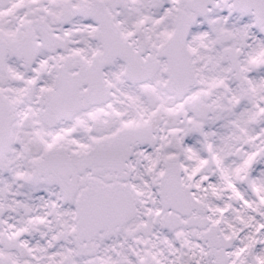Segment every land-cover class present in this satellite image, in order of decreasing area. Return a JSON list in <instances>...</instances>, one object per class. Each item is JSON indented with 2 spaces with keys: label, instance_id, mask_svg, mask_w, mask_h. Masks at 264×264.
Wrapping results in <instances>:
<instances>
[{
  "label": "snow or ice",
  "instance_id": "1",
  "mask_svg": "<svg viewBox=\"0 0 264 264\" xmlns=\"http://www.w3.org/2000/svg\"><path fill=\"white\" fill-rule=\"evenodd\" d=\"M0 264H264V0H0Z\"/></svg>",
  "mask_w": 264,
  "mask_h": 264
}]
</instances>
